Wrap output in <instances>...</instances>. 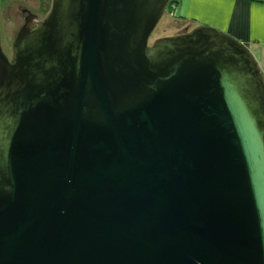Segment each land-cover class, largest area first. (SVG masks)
<instances>
[{"label":"water","instance_id":"95a60500","mask_svg":"<svg viewBox=\"0 0 264 264\" xmlns=\"http://www.w3.org/2000/svg\"><path fill=\"white\" fill-rule=\"evenodd\" d=\"M171 0H52L0 38V264H264V72Z\"/></svg>","mask_w":264,"mask_h":264},{"label":"crops","instance_id":"0c3cea01","mask_svg":"<svg viewBox=\"0 0 264 264\" xmlns=\"http://www.w3.org/2000/svg\"><path fill=\"white\" fill-rule=\"evenodd\" d=\"M177 7H178V1ZM185 18L210 26L242 42L264 72V2L189 0Z\"/></svg>","mask_w":264,"mask_h":264},{"label":"rangeland","instance_id":"374dc122","mask_svg":"<svg viewBox=\"0 0 264 264\" xmlns=\"http://www.w3.org/2000/svg\"><path fill=\"white\" fill-rule=\"evenodd\" d=\"M173 0V5L166 9L162 19L154 30L153 34L149 39V45H152L155 41L162 38H173L183 32L185 26L189 27L190 32L203 25L197 24L193 20L180 21V17H184L186 10L188 8L189 0ZM10 4L7 9H5V18L0 19V35H1V45L3 51L11 56L13 50H11L12 43L18 30L24 24V15L20 12L21 8L28 7L33 12L37 13L40 18H44L41 12L40 0H9ZM26 4V5H25ZM172 5V6H171ZM26 6V7H25ZM180 16V17H179ZM188 30V32H189ZM14 56V54H13Z\"/></svg>","mask_w":264,"mask_h":264},{"label":"flooded vegetation","instance_id":"af4514ba","mask_svg":"<svg viewBox=\"0 0 264 264\" xmlns=\"http://www.w3.org/2000/svg\"><path fill=\"white\" fill-rule=\"evenodd\" d=\"M40 3V2H39ZM9 4H10V2H9V0H0V19H2V21H3V19L5 18V16L6 15H4L5 14V9H7L8 8V6H9ZM26 5V4H25ZM40 5H41V3H40ZM26 7V6H25ZM23 15H24V18H23V22H24V24L21 26V28L25 25V23H26V20L27 19H30V20H32V24H31V27H35V21H39V20H42L43 18H40L39 17V15L37 14V13H35V12H33L31 9H29L28 7H26V8H21V11H20ZM47 15V14H46ZM1 23V22H0ZM20 28V29H21ZM20 29L18 30V32L20 31ZM183 32H185V33H188V30H189V27L188 26H185L184 28H183ZM18 32L16 33V35H15V38H14V41H15V39H16V36H17V34H18ZM189 32H190V30H189ZM182 34H184V33H182ZM180 35V34H179ZM0 38H1V35H0ZM14 43V42H13ZM13 43H12V46H13ZM2 46V45H1ZM12 46H11V50H13V48H12ZM3 49V48H2ZM5 54H6V56L8 57V59L11 61V62H13V59H14V56H15V51L13 50V53L11 54V56H8V54L6 53V52H4ZM13 54H14V56H13Z\"/></svg>","mask_w":264,"mask_h":264},{"label":"trees","instance_id":"16d2710c","mask_svg":"<svg viewBox=\"0 0 264 264\" xmlns=\"http://www.w3.org/2000/svg\"><path fill=\"white\" fill-rule=\"evenodd\" d=\"M41 2V5H40V8H41V12L44 14V15H46L49 11H50V8H51V5H52V0H40ZM252 1H259V2H264V0H252ZM170 4H172L173 5V0H171V2H170ZM170 4H169V6H170ZM171 5V6H172ZM168 6V7H169ZM180 17V16H179ZM181 19H180V21H185V20H183V18L184 19H187V18H185V17H180ZM188 20V19H187Z\"/></svg>","mask_w":264,"mask_h":264}]
</instances>
